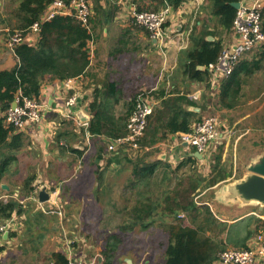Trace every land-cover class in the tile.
Wrapping results in <instances>:
<instances>
[{"label":"crops","instance_id":"0c3cea01","mask_svg":"<svg viewBox=\"0 0 264 264\" xmlns=\"http://www.w3.org/2000/svg\"><path fill=\"white\" fill-rule=\"evenodd\" d=\"M126 2L128 6L125 10H129V12L134 6H137L136 2L141 6L146 5V7L155 4L149 0H125L124 3ZM121 3L119 0L118 4ZM19 5L16 3L15 7H12L7 0H0V72L19 66V60L15 53L7 47L8 32L21 25L18 15L12 14L19 11ZM127 18V14H119V16H112L108 20L106 15H103L100 19L103 21V25L95 29L93 39L89 42L91 62L86 74L68 80L70 82L55 80L51 76H47L43 82L40 97V101L47 104L44 119L39 123H28L21 131L17 130L23 134L24 141L16 153V161L10 165L0 183V202L16 201L19 207L9 219V221H13V229L9 232V236L4 238L5 241L1 247L3 249L0 252V264H6L4 258L7 256V247L14 245L17 233L25 223L30 221L32 224H36L38 226L36 230L42 233H37V236L44 238L42 244L49 245L53 251L51 260L55 258V253H61L67 259H70L74 253L75 256H78L77 246L82 242L81 245L86 244L83 234L80 232L83 228L93 227V224L90 223H94L93 219L86 215L92 211L90 207L96 208L97 214H95L100 221L98 226L105 224L108 227L118 226L117 229H119L131 221L127 215V212L129 211V214L131 210L129 209L130 203L127 204L125 200L128 193H132L134 197L137 193L131 185V180L134 179L132 165L139 160L137 157L143 152H150L154 147H161L162 150H165L164 144L160 142L152 148L142 146V150H134L128 146L114 147L111 150L109 147L113 145L112 139L105 136H93L89 133L88 126L85 127L81 124L89 125L93 117L90 104L94 99L95 90L102 88L106 82L116 83L123 93L122 99L113 110L115 114L120 116L127 111V105L131 100V96L127 92V84L131 78L128 68H132L136 62L130 58L129 66H126L123 58L125 55L137 53H141L143 56L152 51L145 44L148 42L146 39L148 36L136 33ZM169 19L172 22L180 21L181 25L188 28L171 27L170 42L168 41V45L164 48L150 40L149 37L155 53L164 59L163 70H161L163 72L159 73L158 85L161 84L162 89L169 88V90L159 99L154 96L155 89L142 90L138 94L150 92L152 100L156 104L155 108L161 107L163 100L185 97L195 102L197 106L189 107L185 104H178L176 107L201 116L202 104L207 93L206 87H211L212 95H218V99H220L222 84L228 77H217L213 81V76L204 68L205 66H199L198 69L208 75L207 81L190 79L185 74L186 62L182 58V53L190 48L191 36L194 32L198 36L203 31L213 32L215 36H209L208 40L210 37L212 38L211 42L222 40L221 35L215 32L217 25H213V27L208 25V22L217 21L212 15L211 0L186 2L178 10H172ZM200 20H205V23ZM172 25L174 26L175 23ZM217 29L224 30L220 26ZM34 38L35 36H32L30 40L33 41ZM121 39L129 42L128 50L131 48L133 50L115 54L114 50ZM233 41L234 37H232ZM224 43L223 41L222 44ZM143 44L145 45L141 48ZM164 75L167 80L161 83V77ZM73 95L78 96V102L75 107L67 108L66 102ZM222 111L226 113L225 122H228L232 116L231 110L222 108ZM67 114L72 117L66 118ZM2 117H4V113L0 111V118ZM251 117H253L252 114H246L235 121V125L243 123L244 128L237 136H233L232 142L228 138L227 133L229 132H221L224 141L221 140L222 144L225 143V155L230 154L231 159H236L240 155L243 158H249L250 154L247 152L246 155L245 152L248 148L253 150L255 148L256 155L247 159L249 166L259 163L264 158V127H255L251 124L246 126L247 121L251 123ZM58 135L62 136L60 140H58ZM181 135L182 133L170 135L172 141L175 142L167 147L166 152L162 151L155 160L145 159L146 163L161 162V170H164L166 166L172 168L179 166L195 153L193 147L181 141L177 142L181 139ZM197 158L198 161H202L205 157ZM190 164L192 163H187L183 167ZM31 176L35 177L32 185L34 189L33 192L28 193L23 186L25 180ZM159 177L162 178L161 175ZM228 179L230 177L226 180ZM44 188L49 192L50 199L41 203L39 194ZM219 196L222 200L229 201V195L221 194ZM219 196L215 201L221 200ZM133 205H137V199ZM236 205L246 211L234 218V222L238 223L242 219L253 216L260 222L255 219L251 227L258 230L257 234L263 231L264 207L242 202H236ZM53 220L54 223H57L56 227L52 225ZM4 222L2 221L0 224ZM259 224L262 225V229L259 228ZM60 227L63 234L57 230ZM257 234L248 239V246L252 244V240ZM81 245L80 247H82ZM43 254L48 255L47 252ZM54 263L53 261L50 264Z\"/></svg>","mask_w":264,"mask_h":264},{"label":"trees","instance_id":"16d2710c","mask_svg":"<svg viewBox=\"0 0 264 264\" xmlns=\"http://www.w3.org/2000/svg\"><path fill=\"white\" fill-rule=\"evenodd\" d=\"M52 1L23 0L19 5V12L22 13L19 29H28L34 23L40 22ZM64 1L69 3L71 0ZM149 1L155 4L146 7V5L141 6L136 2L137 9L157 12L165 7H170L172 10H178L184 3L192 0ZM240 1L242 0H211L212 15L227 32H233L237 13L231 4ZM104 9L100 0L94 1L93 16L89 27L84 26L73 16L59 15L50 21L41 23L39 39L34 45L23 43L17 46L14 53L19 60V66L0 72V111L5 114L19 96L40 101L43 82L47 76L59 81H68L86 74L91 62L89 42L93 39L95 29L103 25V21L100 19L106 14ZM262 28L264 32V9L262 11ZM146 34L150 37L148 31ZM197 36L198 34L196 35L195 32L192 34L190 48L182 53V58L186 62L185 74L194 81L206 82L208 75L200 71L198 67H207L216 62L223 50V44L222 40L213 42L208 40L209 36H215L213 32L203 31L200 36ZM128 43L127 40L121 39L114 53L122 54L124 51L133 50L132 48L131 50L127 49ZM261 48L263 49L260 53V61L241 60L233 74L223 82L219 95L220 105L223 108L228 110L234 108V103L239 99L244 87L245 79L260 70L261 61H264V46ZM122 96L123 93L113 82H106L102 88L95 90L94 99L90 104L93 117L88 125L91 135L105 136L113 140L127 133V123L135 107L136 96L129 101L127 111L123 115L117 116L113 110ZM178 104H185L189 107L197 106L195 102L185 97L163 100L161 107H156L149 118L147 131L141 141L143 147L152 148L169 135L190 133L193 131V124L203 120L194 112L176 107ZM61 137L58 135V140ZM23 141V134L17 132L13 126H9L4 117L0 118V183L10 165L16 161V153L22 147ZM220 151L214 160L216 165L213 167L212 173L218 169L217 167L222 161V149ZM193 155L176 168L166 166L164 170L160 169L161 162L146 163L145 159H139L133 163L134 179L131 180V185L137 191V205L128 214L131 221L120 227L119 232L131 233L136 229L146 231L157 216L164 219L179 216L182 213L190 214L192 224L203 219L208 224L217 225V218L209 206H198L192 198L193 192L205 180L198 179L194 182L190 180L189 188L180 183L176 189L165 192L160 198L153 195V187L157 182V176L158 178L160 176L159 173L162 174L159 182L166 185L171 175L181 171L185 164L198 162V158ZM231 176L232 174L219 172V175L214 176L210 182L208 181L204 188L214 187ZM34 181L35 177L33 176L25 180L23 187L26 192H33ZM18 207L16 201L0 202V222L11 219ZM247 220L245 228L236 230L239 232V230L245 229L246 236L241 240L233 241L234 239H232L231 241L235 245L242 244L243 246L239 247L242 249L248 248V239L258 231L251 227L252 221L255 220L254 217H249ZM256 221L260 222L258 219ZM225 223L221 221L220 224L226 228ZM235 226L233 227L235 228ZM261 227L262 225L259 224L260 229H262ZM168 229L170 242L165 254V264H214L218 260L219 253L226 250L225 245L228 244L204 236L201 234L203 229L200 227L176 226L174 224ZM230 230H232L231 227L227 232L229 233ZM112 239L115 240V244L110 252L105 253V260L102 264H112L113 253L118 249L120 243L116 235L112 236ZM54 257L56 264H68V259L63 254L55 253Z\"/></svg>","mask_w":264,"mask_h":264},{"label":"rangeland","instance_id":"374dc122","mask_svg":"<svg viewBox=\"0 0 264 264\" xmlns=\"http://www.w3.org/2000/svg\"><path fill=\"white\" fill-rule=\"evenodd\" d=\"M12 7H15L16 3L20 4L23 0H7ZM95 0H90L92 6ZM125 0H121V4H118L119 0H100L101 4L105 7L104 12L106 13V18L111 19L112 16L117 17L119 14H127L128 22L131 24L133 30L136 33H141L144 36L146 34V30L142 27H139L133 24L131 17L129 16V10H125L128 6V3H124ZM137 7V6H136ZM143 11H153V10H143ZM13 15H18L19 18L22 17L21 12H13ZM112 21V20H111ZM202 23H205V20H200ZM172 23H175L173 26ZM210 27L213 25H217V28L220 26L218 22L212 21L208 22ZM177 26H182L184 29L188 27L185 25H181L180 21L172 22L171 19H168L165 27L169 30L171 27L177 28ZM221 27V26H220ZM20 27L13 28L19 29ZM215 28V32L221 35L223 44V49L230 45L232 42L233 32H227L226 30H220ZM176 34V33H175ZM148 36V35H147ZM148 42V48H151L152 51L149 53L144 54L143 56L141 53L125 55L123 60L126 66H129L130 58L136 62V65H133L132 68H128L130 70L129 83L127 84V92L131 96V98L135 97L139 92L142 90H151L155 89L156 92L154 94L155 98H160L162 94L166 93L168 89H162L160 87L161 84L158 85V77L159 73L163 72L161 70L164 59L161 55H158L153 50L152 44L149 41V36L146 38ZM234 43V42H232ZM143 44L141 48L144 47ZM263 48L256 50L248 55H246L242 61H253V60H261L260 53ZM147 71V72H146ZM161 83L167 80V77L164 75L161 77ZM207 93L205 94V101L202 104L201 118H209L213 117L217 119L218 128L221 132L227 131L228 138H230L231 142L233 141V136H237L244 128L243 123L235 125V121L244 117L246 114H252L251 123L248 121L246 122V126L250 125L255 127H264V61H261L260 70L257 71L254 75H251L245 79V84L240 94L239 99L234 103V108L231 109L230 114H232L231 118L228 122H225V114L222 111V106L220 105V99H218V95H212V88L206 87ZM218 94V92H217ZM218 99V100H217ZM262 138V137H261ZM173 139L170 138V135L161 143L164 144V149L162 150L161 147L151 149V151L143 152L137 158L139 159H146V160H155L162 151L166 152V149L169 145L174 143ZM181 141L180 139L177 141ZM223 141V140H222ZM219 141L214 143L210 146L207 151V155H203L205 158L202 161H198L197 163H192L189 166L183 167L182 171L178 172L177 174L171 175L170 180L167 184L160 183V177L157 176V182L154 184V192L153 195L157 198H160L162 194L165 192H170L178 187V184L183 183L184 187L189 188V183L191 181H196L198 179L205 180L201 183V186L192 194L193 200L196 202L198 206H209V208L213 211L214 215L217 218V225H211L206 223L203 219L196 222V224L191 223L190 214L182 213L179 216L167 217V218H158L154 219L152 222L151 227L143 231L141 229H136L131 233H123L119 232L118 226H106L102 224L98 226L97 224L100 223L96 216V208L90 207L92 209L90 214H86L90 216L94 223L93 227H86L83 228L80 234H83L86 244L78 245L77 252H79L78 256H75V253L71 257L81 258L86 260L87 262L91 260H95L96 264H102L105 260V253L110 252L112 250L113 244H115V240L112 239V236L116 235L120 241L118 244V249L113 253L114 257L112 259V264H165V254L167 247L170 242V234L169 229L171 225L176 226H187V227H200L203 229L201 234H204L206 237H211L212 239H218L223 242H227L228 244L225 245L226 249L228 248H239L242 247V244H233V241L241 240L244 236H246L245 229L239 230L236 232L237 229L245 228L246 226V219H242L240 221L234 222V218L237 216L242 215L246 209L239 208L236 204L228 205L225 204L224 200L219 195H225V189H232L234 183L242 179L247 173L249 164H247V159H251L252 156L255 154L252 148H248L245 152L250 154L249 158H243L242 155L238 158H232L231 155H225V143ZM222 149V161L220 166H218L214 173L213 167L215 164L216 156L221 152ZM169 154V153H167ZM193 155V154H192ZM193 156H196L195 153ZM202 157V156H201ZM136 160V159H135ZM219 172L222 174L228 173L232 174L230 179L223 181L217 184L213 189L208 188L205 189L204 186L210 182L214 176H218ZM159 175L162 176L161 173ZM25 194V193H24ZM219 196L222 201H215L216 197ZM136 200V196L132 193H128L126 196L125 202L130 203L129 209L133 208L134 201ZM123 201V199H122ZM220 202V203H219ZM17 203V202H16ZM19 206V204L17 203ZM260 206V205H258ZM129 212V211H128ZM127 212V215H128ZM96 213V214H95ZM264 213V212H263ZM254 219H256L254 217ZM221 220L225 221V227L221 226ZM254 221V220H253ZM252 221V222H253ZM220 224V226H219ZM253 224V223H252ZM52 225L56 227L57 223L52 221ZM236 225V226H235ZM235 226V228L233 227ZM231 227L232 230L228 231V228ZM38 226L36 224H32L30 221L29 223H25L24 227L20 229L15 237L14 245H10L7 247V256L4 258V263L6 264H50L53 261L56 264V259L53 258L51 260V256L53 251L49 245L44 246L42 244L44 238H40L37 236V233L42 234L36 230ZM60 233L63 234V230L57 228ZM55 233V232H54ZM256 234V233H255ZM253 234V235H255ZM232 236L229 237L228 236ZM43 247V248H42ZM3 248H0V252ZM47 252L48 255H44L43 253ZM97 259V260H96ZM125 259L131 260V262L126 261ZM51 260V261H50Z\"/></svg>","mask_w":264,"mask_h":264},{"label":"built area","instance_id":"2783aa9c","mask_svg":"<svg viewBox=\"0 0 264 264\" xmlns=\"http://www.w3.org/2000/svg\"><path fill=\"white\" fill-rule=\"evenodd\" d=\"M240 3V8L237 10L234 19V43L222 50L216 62L204 67L213 76V81L217 77L226 78L232 75L239 62L246 55L264 46L262 28L264 0H242ZM171 11L170 7H165L157 12L139 11L134 6L129 14L133 24L148 31L150 40L164 48L170 42L171 29L167 30L165 24L170 17ZM59 15L73 16L84 26L89 27L93 16V6L90 0H71L69 3L64 0H53L41 17L40 22L34 23L28 29H15L8 32L7 47L15 52V48L23 43L34 45L39 39L41 23L50 21ZM32 36H35L33 41L30 40ZM77 102L78 96L73 95L67 100L66 107L73 108ZM14 103L16 106L14 108L11 106L5 112L4 118L5 122L16 130H23L28 123H39L45 117L46 103L20 96ZM155 106L156 104L152 100L150 92L138 94L135 107L127 123V133L124 136L113 139V145L109 149L113 150L114 147L128 146L134 150H142L141 141L145 136L149 118L154 113ZM65 117L71 118L72 115L67 114ZM75 119L79 120L78 118ZM81 124L85 127L88 126L84 123ZM222 136L218 128L217 119L209 117L196 123L192 132L182 134L180 140L193 147L195 153L203 156L212 144L223 139ZM12 229L13 221L7 220L0 224V248L4 244V238L9 236V232ZM215 263L264 264V229L253 238L252 244L248 248H228L219 253L218 260ZM68 264H96V261L87 262L81 258L71 257L68 259Z\"/></svg>","mask_w":264,"mask_h":264},{"label":"water","instance_id":"95a60500","mask_svg":"<svg viewBox=\"0 0 264 264\" xmlns=\"http://www.w3.org/2000/svg\"><path fill=\"white\" fill-rule=\"evenodd\" d=\"M236 10L240 8L241 3L236 2L231 4ZM212 41V38H209ZM16 106L13 103L12 107ZM197 157H201L199 154L195 153ZM232 189H225V195H229V201L225 200L228 205H234L236 202H242L244 204H258L261 208L264 207V158L255 165H250L248 167L247 173L244 177L234 183ZM50 199V194L46 188L42 189L39 194V201L45 203ZM225 203V204H226ZM131 262V260H127Z\"/></svg>","mask_w":264,"mask_h":264}]
</instances>
